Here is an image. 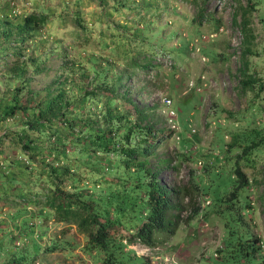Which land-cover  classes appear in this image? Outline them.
I'll use <instances>...</instances> for the list:
<instances>
[{"label": "trees", "instance_id": "16d2710c", "mask_svg": "<svg viewBox=\"0 0 264 264\" xmlns=\"http://www.w3.org/2000/svg\"><path fill=\"white\" fill-rule=\"evenodd\" d=\"M144 1L32 0L21 13L0 15V128L4 127L0 129V199L14 206L12 219L22 215V228H32L30 207L23 202L35 206L39 222L52 217L53 222L74 224L85 232L83 248L97 264H151L129 244L154 247L173 235L180 222L190 221L199 212V205H193L195 194L205 193L201 178L173 185L162 178L169 158L153 162L151 156L173 129L156 127L150 108L140 107L121 90L125 76L154 64L152 57L160 45L156 41L161 37L160 12L152 18L144 15L140 11ZM166 1L154 0L153 9L164 10ZM259 1L246 0L241 5L238 24L246 43L242 55L251 51L250 14ZM88 2L90 9L83 5ZM203 12L202 6L197 15ZM125 16L132 18L131 26L118 19ZM63 22L72 34L67 44L56 38L50 40L48 49L36 44L51 32V24ZM76 46L84 51L74 62L68 49ZM54 52L60 57L62 73L41 89H33L32 74L42 70ZM247 66L242 60L238 79L242 91L253 90L259 79ZM71 73H78V79L72 77L71 87H66ZM263 84L261 80L259 87ZM9 119L13 126L8 125ZM247 125L231 134L225 148L241 149L229 171L228 191L217 196L228 209L241 197L245 198L243 207L250 204L248 194H242L250 178L238 158L249 165L264 146V127L253 119ZM12 149L17 155L9 158ZM18 164L23 175L12 172ZM27 173L28 183L23 178ZM37 179L43 182L34 189ZM184 210L189 213L183 218ZM238 218L242 220L240 213ZM242 227L237 236L223 234L224 252L239 249L247 256L256 255L260 238L244 223ZM50 242L47 250L73 249L64 238L54 237ZM39 249L34 241L31 249H16L6 257L14 264H30ZM0 251L6 252L4 246Z\"/></svg>", "mask_w": 264, "mask_h": 264}, {"label": "rangeland", "instance_id": "374dc122", "mask_svg": "<svg viewBox=\"0 0 264 264\" xmlns=\"http://www.w3.org/2000/svg\"><path fill=\"white\" fill-rule=\"evenodd\" d=\"M31 1L0 0V15L21 13L31 5ZM153 1L145 0L139 9L150 18L160 12L157 21L162 25L161 37L156 39L160 45L152 57L154 64L145 70L139 69L132 76H125L121 90H126L140 107L150 108L151 120L156 127H164L166 131L173 129L156 148V154L151 156L153 162L159 157L169 158L161 170L162 178L169 185L186 184L201 178L200 186L205 193L195 194L193 205H199V212L190 221L180 222L173 235L154 247L140 242L129 244V247L138 255H145L151 264H263L264 146L256 152L253 163L249 165L243 164V157L238 158L250 178L249 187L242 193L243 196L248 194L250 204L243 207L245 198L241 197L232 209H228L224 201L218 202L217 196L228 191L232 181L229 171L234 165L235 155L241 151L237 147L226 151L231 134L247 129L249 119L264 127V84L259 87V82L264 81V0H260L251 11L254 37L249 42L251 51L245 55H242V50L246 43L238 21L246 0H167L164 10L159 11L153 9ZM83 5L88 9L92 6L89 2ZM202 6L204 12L198 16ZM235 13L238 14L237 20H234ZM118 19L129 26L133 22L126 16ZM150 27L155 28L154 24ZM69 29L64 22L53 23L51 32L38 39L36 44H44L48 49L50 40L55 38L65 39L67 44L72 39ZM41 48L38 51L42 52ZM83 51L76 46L69 48L68 54L71 59L74 57L75 62L77 54ZM48 53L49 50L46 55ZM99 58L100 61L103 59L102 56ZM242 60L247 62L248 71L259 77L253 90L242 91L239 88ZM43 65L42 70L31 76L33 89H41L62 73L56 52L49 54ZM110 65L114 70V65ZM77 74L67 75L69 82L66 87H71L72 77L78 79ZM163 97L171 99V107L176 112L175 127L168 119L169 107L164 104ZM7 123L14 125L11 119ZM7 155L16 157V149ZM22 169L18 164L12 172L23 175ZM23 178L29 182L28 173ZM41 182L43 179H37L34 189ZM24 204L30 207L31 229L20 226L22 215L12 219L14 206L0 199V225L3 226L0 246H4L6 251H0V264H14V261L7 260L6 253L31 249L34 241L40 249L30 264H97L83 248L87 240L85 232L74 224L53 222L52 217L39 222L35 206L29 202L21 203ZM188 213L189 210H184L183 218ZM242 223L260 238V251L256 255L247 256L239 249L224 252L223 234L237 236L243 229ZM54 237L72 243L71 252L60 248L47 250Z\"/></svg>", "mask_w": 264, "mask_h": 264}, {"label": "built area", "instance_id": "2783aa9c", "mask_svg": "<svg viewBox=\"0 0 264 264\" xmlns=\"http://www.w3.org/2000/svg\"><path fill=\"white\" fill-rule=\"evenodd\" d=\"M163 101H164V104L169 107V112H168V119L170 122H172L173 126L175 127V124H174V114H176L174 108L171 107V99L168 98V97H163Z\"/></svg>", "mask_w": 264, "mask_h": 264}]
</instances>
